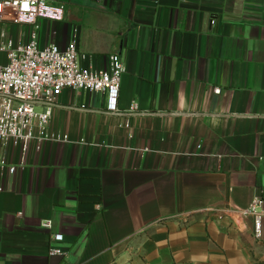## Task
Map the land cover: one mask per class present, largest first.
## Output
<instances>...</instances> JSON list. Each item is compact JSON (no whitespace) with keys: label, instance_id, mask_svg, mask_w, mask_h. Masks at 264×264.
<instances>
[{"label":"crops","instance_id":"0c3cea01","mask_svg":"<svg viewBox=\"0 0 264 264\" xmlns=\"http://www.w3.org/2000/svg\"><path fill=\"white\" fill-rule=\"evenodd\" d=\"M59 2L62 21L0 32L77 41L95 69L118 54L119 113L65 90L49 132L68 142L0 150V264H264L246 214L264 199V0Z\"/></svg>","mask_w":264,"mask_h":264},{"label":"built area","instance_id":"2783aa9c","mask_svg":"<svg viewBox=\"0 0 264 264\" xmlns=\"http://www.w3.org/2000/svg\"><path fill=\"white\" fill-rule=\"evenodd\" d=\"M64 11L65 5L59 0H0V24L7 22L38 29L39 19L62 21ZM1 53L7 62L0 63V150L13 144L24 156L32 144L38 151L45 142H68V136L49 132L58 98L65 90L105 94L106 111L119 113L118 101L126 69L118 54L109 57L108 69H95L84 66L89 57L80 52L77 41L61 50L57 45L41 47L36 33L28 42L16 43L7 39L5 31L0 32ZM215 91L221 92L219 88ZM138 109L134 105L131 112ZM0 166L9 167L6 158L0 157ZM9 169L11 173L16 171L13 166ZM246 214L253 218L254 240L261 241L264 199H255ZM40 228L51 233L52 220L41 221ZM63 243V235L53 234L50 256H64Z\"/></svg>","mask_w":264,"mask_h":264}]
</instances>
